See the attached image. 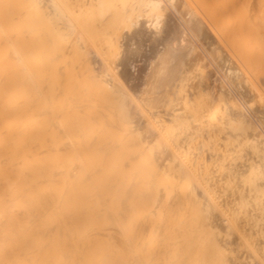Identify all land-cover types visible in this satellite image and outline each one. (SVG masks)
I'll use <instances>...</instances> for the list:
<instances>
[{"label":"bare ground","instance_id":"6f19581e","mask_svg":"<svg viewBox=\"0 0 264 264\" xmlns=\"http://www.w3.org/2000/svg\"><path fill=\"white\" fill-rule=\"evenodd\" d=\"M194 1L183 14L177 0H0V264H264L262 22L223 23L243 0ZM247 1L244 18L264 15ZM202 24L241 66H215L230 86L214 90L208 63L202 79ZM148 32L142 89L127 75ZM184 125L222 138L176 156L181 134L159 128ZM249 131L263 136L223 149Z\"/></svg>","mask_w":264,"mask_h":264},{"label":"rangeland","instance_id":"374dc122","mask_svg":"<svg viewBox=\"0 0 264 264\" xmlns=\"http://www.w3.org/2000/svg\"><path fill=\"white\" fill-rule=\"evenodd\" d=\"M184 1H186V0H184ZM192 1H193V2H192ZM196 1H197V0H196ZM207 1H210V0H207ZM207 1H206V2H207ZM219 1H220V0H219ZM219 1L216 0V2H218V3L220 4ZM249 1H250V0H249ZM251 1H252V0H251ZM251 1H250V2H251ZM254 1L258 3L257 0H254ZM254 1H252V2H254ZM182 2H183L182 0H177L178 8H180L181 4L186 3V4H185L186 7H183V8H184V9L182 8L183 10L181 9L183 14L186 13V12H187L190 8H192V6L195 4V3H194V2H195L194 0H191V2H192V4H193V5L191 4V6H189V5H190V3H189L190 0H189V1L187 0L186 2H183V3H182ZM187 2H188V3H187ZM216 2H215L214 0H213V2H212V0H211L210 2H207V3H209V4L211 3V4H212L211 7L214 8L215 5H216V4H215ZM243 2L246 3V2H248V1H247V0H243V1H241V5H240V3H239V7H240V9L242 10V12H241V10H239V8H238V12H234L235 10H234V11H231L232 13L234 12L235 15L232 14V13L229 11L228 13H231V14H228L229 17H227V16L224 17L225 19H223V20H224L223 23H226V22H225V21H227L226 18L229 19L230 17H231L230 20L233 21V23H234V21H235L236 24H237V22L239 21V18H241V19H248V18H251V16H253V17H255V18H258V19H256V20H258L259 23L262 22V24H257V23H256V22H257L256 20H255L256 22H255L254 20H252V22H251L250 24L253 23L252 25H253V27H254V25H255V23H256L257 26H258V28H259V27L261 28V31L258 30L257 27H256V28L254 27L255 29H254V28H250V30H248L249 28H247V30L249 31V33H246V35H245V33H244V35H245V39L251 36V35H250V36L248 35V37H246L247 34H250V32H251L253 29H254L255 31H258V33H262L261 36H259L260 34H257V32H255V33H254V31L251 32V34L254 33L253 36H254L255 34H257V35H255L254 39H255V38L258 39L257 36H258V37H262V36H264V33H263L264 30L262 29V28H263L262 26H264V15H262V17H261V16H258V15H259L258 12H259L260 10H258L259 8L257 7V10L254 11L255 14H256L257 16L254 15L253 10H251V13H249L248 16H247L246 18H244L245 15L243 16V14L246 13V11L243 10V9H246V7L248 6V3H246V5H245L246 7L243 8V5H244V4H242ZM180 3H181V4H180ZM207 3H206V4H207ZM218 3H217V4H218ZM188 4H189V5H188ZM213 4H214V5H213ZM254 4H255V6H259V5H257L256 3H254ZM183 6H184V5H183ZM194 6H195V5H194ZM208 6H210V5H208ZM217 6H218V5H217ZM217 6H216V7H217ZM259 7H260V6H259ZM242 8H243V9H242ZM260 8H261V7H260ZM206 9L210 10L211 8L206 7ZM233 9H234V8H233ZM233 9H232V10H233ZM255 9H256V8H255ZM261 9H262V8H261ZM179 10H180V9H179ZM261 11L264 12V8H263V10H261ZM204 12H205V14H206V11H204ZM204 12H201V13H202L201 16L203 15ZM239 12H240V13H239ZM243 12H244V13H243ZM263 12H260V13H263ZM236 13H239V14H236ZM242 13H243V14H242ZM241 14H242V15H241ZM170 15H171V18H173V19L170 20V22H173V20L175 21L177 16L175 17V15L173 14V12H171ZM226 15H227V14H226ZM237 15H238V16H237ZM235 17H236V18H235ZM238 17H239V18H238ZM241 19H240V20H241ZM251 19H252V18H251ZM251 19H249V20H251ZM231 21H227V23H229V22H231ZM253 21H254V22H253ZM239 22H240V21H239ZM219 23H222V22H218V24H219ZM223 23H222V24H223ZM234 24H235V23H234ZM220 25H221V24H220ZM220 25H218V26H220ZM227 25L230 26V24H226V26H227ZM252 25H251V26H252ZM222 26H224V24L221 25V27H222ZM228 26H227V27H228ZM231 26H232V25H231ZM231 26L228 27V28L231 29L232 27H234V26H232V27H231ZM235 26H236V25H235ZM248 26H250V25L248 24ZM227 27H226V28H227ZM206 28H207V27L205 26V24H202V30L199 31V34L201 35V37L206 36L207 39H209V42L206 44L207 46H206L205 50H204L203 48H200V49H201V52H200V53H201V55L203 56V58H205L204 62H206V69H207V70L205 69V70H204V73H203V71H202V73H203V75H204V76H202V73H200L201 70L199 69L200 67L196 69L197 71H196L195 69H194V71H193V69L190 67V69H192V70L189 71V76H190V75H191V76L194 75V76L198 77V78H196L197 80H199V79L201 80V77H200L199 75H201V76H202V79H203V77L205 78V74H206V73H209V71H210V73L208 74V76L211 77L212 74L216 76V77L213 76L214 78H213V79H212V78L210 79V81L213 82L212 85L214 84V90H215V87H216V86H217L216 89L219 88V87H218V84H219V86L221 85V84L219 83V82H221V79H223V80L225 81L226 84H229V82L232 81L231 79H230V81H229L228 78H227V80H226L225 78H223L224 76L221 75L222 73L220 74V76L217 77V73H216V71H215V70L218 69V68L215 67V66L221 65L220 67H223L222 65H223V64L225 65V63H224V59H225V57H229V56L227 55V54H228L227 52H229V51H226L227 49H229V47H227V42H223V41H222L223 44L225 43V44L223 45V44L221 43V40H220V42H219V41H218L219 39H217L216 37L213 38L212 35L210 36L211 32H210V30H208V28H207V29H206ZM256 29H257V30H256ZM207 30H208V31H207ZM226 30H227V29H226ZM247 30H245V31H247ZM248 31H247V32H248ZM231 32H232V31H231ZM231 32L228 31V32L226 33V35H227V34H228V35H227V36L225 35V36H226L225 39H226V40L229 39L228 43H229V42L231 43L230 39H231L232 37H233V40H236V39H237L235 35H232V34H234V33L229 34V33H231ZM146 34H148V38L146 39L147 36H146V37H145V36H140V37H142V38L145 37V41H143V40H144V39H143L142 41L140 40L139 43H140V45H143V46H144V47L141 46V49H143V50L145 49V50L147 51V54H146V52L144 53L145 50H144V51L142 50V55H144V56H142V57H143L144 59H145V58L149 59L150 57H148L149 55H148V49H147V46L150 47V44H151V38H152L153 34H152V36H149V35H150L149 32L146 33ZM230 35H231V36H230ZM228 36H230V38H229ZM234 36H235V37H234ZM253 36H252L251 38H253ZM150 37H151V38H150ZM211 37H212V38H211ZM227 37H228V39H227ZM148 39H150V40H148ZM212 39L214 40V42H213ZM249 39H250V38H248L247 40H249ZM254 39H251V40H253V43H254V44H253L252 42H251V43H252V46H254V48H255V42H256V44L258 45V46L256 45V47H257L256 49H258V48H260V49L264 48V37H262L261 40H259V39H260V38H259V39H258L259 41H258V40L255 41ZM231 40H232V39H231ZM240 40H241V39H240ZM242 40H243V39H242ZM251 40H249V41H251ZM149 41H150V42H149ZM211 41H212V42H211ZM215 41H216V43H215ZM254 41H255V42H254ZM260 41H261V42H260ZM143 42H144V43H143ZM217 42H218V44H217ZM257 42H258V43H257ZM205 43H206V42H205ZM219 43H220L221 45H223V47H222ZM262 43H263V44H262ZM208 44H209V45H208ZM260 44H261V45H260ZM210 45H211V46H210ZM218 46H219V47H218ZM224 46H225V47H224ZM261 46H262V47H261ZM207 47H208V49H207ZM226 47H227V48H226ZM215 48H216V49H215ZM149 49H150V48H149ZM202 49H203V50H202ZM211 49H213V50H211ZM225 49H226V50H225ZM207 50L209 51V53H211V52L213 51V53H214V54L212 53L213 56H212L211 54H209L208 52H207V53H208V54H207V53L205 52V51H207ZM223 50H224L225 52H224ZM217 51H218V52H217ZM230 52H231V51H230ZM205 53H206L207 55H206ZM217 53H218V54H217ZM145 55H146V56H145ZM214 55H215L217 58H216ZM223 55H224V56H223ZM226 55H227V56H226ZM207 56H209V57H207ZM210 57H211V58H210ZM213 57H215V58H213ZM222 57H223L224 59H223ZM209 58H210L211 60H210ZM219 58H220V59H219ZM229 58H230V57H229ZM229 58H226V59H225L226 65H227V61H228ZM212 59H214V61H215V59H216V62H214V65L212 64L213 62H211V61H213ZM233 59H234V58H233ZM233 59H232V60H233ZM145 60H146V59H145ZM145 60H143V59L141 58V60H140V62H139V63H140V64H139V68H138V66H137V68L139 69V70H138L139 72L136 70V64H138V62H135V60H133V61H134V63H133L134 65H133V67H132V70H130V71H131V75L129 74V75L131 76V78H130V76L127 75V77H129L128 79L130 80L129 82H131V81H132V82H133V81L135 82V81H136V82H138L137 85L139 84L138 86H140L141 82H143V81L146 80V79L149 80V76H147V77H148V78H147V77H146V74L148 73V75H149V73H150V70H149V69H150V64H151V63H150L148 60H146V61H145ZM143 61H145V62H147V63H145V62L143 63ZM229 61H230V63H232V62L234 63L236 60H235V61L233 60V61L231 62V60L229 59ZM251 61H252V64L250 63ZM251 61H249V63H250L251 65H255V66H251L252 68H254L255 70L258 69V68H260V67H259V63L261 64L260 60H257V61H256V59H255V60H251ZM148 62H149L150 64H149ZM188 62H189V61H188ZM217 62H218V63H217ZM245 62H246V61H245ZM245 62H244V63H245ZM256 62H258V64H257ZM142 63H143V64H146L147 67H146V65H143ZM207 63L210 65V67H209V71H208V68H207V66H209V65H208ZM236 63H238V62L236 61ZM236 63L231 64V66L235 65L234 68H235L236 66H237L236 69L240 68L241 66H240L239 64L236 65ZM247 63H248V61L246 62V64H247ZM254 63H255V64H254ZM201 64H204V63H201ZM216 64H217V65H216ZM246 64H245V65L243 64L244 66L242 65L243 67H242V69H240V70H243V69L246 70V71H244V70H243V71H240V72L243 73V75H242V73H240V74H241V75H240V78H239V79H234V81H235L236 83H237L236 80H238L239 85H242L244 88L247 87V85L249 84V83H244V82H247V81H244V80L248 79V82H250V80H252V76H251V77L249 76V75H252V74H251L252 68H249L250 65L247 64V65L249 66L248 68H249L250 70H249L248 68L246 69V68H245ZM141 65L144 66V67L147 68V69L144 71L145 68H142ZM238 65H239L240 67H239ZM261 65H262V64H261ZM148 66H149V67H148ZM199 66H200V65H199ZM202 66H205V64L202 65ZM202 66H201V67H202ZM188 67H189V65H188ZM246 67H247V66H246ZM148 68H149V69H148ZM210 68H211V69H210ZM216 68H217V69H216ZM134 69H135L136 72H134ZM198 69L200 70V72H199ZM201 69H202V68H201ZM224 69H225V68H224ZM254 69H253V70H254ZM141 70L144 71V73L141 72ZM147 70H148V71H147ZM212 70H213V71H212ZM238 70H239V69H238ZM247 70H248V73H249V74L247 73ZM195 71H196V72H195ZM205 71H208V72H205ZM132 72L135 74V76H137L136 78L139 79L138 81L135 79L134 74H133ZM137 72H138V73H137ZM145 72H146V73H145ZM192 72H193L194 74H193ZM253 72H255V71H253ZM253 72H252V73H253ZM129 73H130V72H129ZM141 73H142V75H143V74L145 75V76L143 75L145 78H144V77H143V78L140 77V76H142ZM214 73H215V74H214ZM244 73H245V74L247 73L248 75H247V74L244 75ZM132 74H133V76H132ZM136 74H137V75H136ZM138 74H139V76H138ZM245 76H246L247 78H246ZM248 76H249V77H248ZM132 77H133L135 80H134ZM140 78H141L143 81H142ZM218 78H221V79H218ZM244 78H246V79H244ZM249 78H251V79L249 80ZM132 79H133V80H132ZM215 79H217V80L215 81ZM243 79H244V80H243ZM140 80H141V82H140ZM147 80H146V81H147ZM218 80H219V81H218ZM146 81H144L143 83H146ZM134 82H133V83H134ZM139 82H140V83H139ZM214 82H215V83H214ZM235 82H234V83H235ZM242 82H243V84H242ZM133 83H132V85H134ZM143 83L141 84V86L144 85V87H143L142 89H144V88H145V85H146V84H143ZM135 84H136V83H135ZM244 84H245V85H244ZM229 86H230V84H229ZM245 89H246V88H245ZM260 89H261V88H260ZM206 90H207V89H206ZM206 90H205V91H206ZM263 90H264V86H262V89L260 90L261 93L258 92L259 94L257 93V95H255V101H258V100L261 99V103H260L261 105L264 104V91H263ZM262 91H263V92H262ZM260 94H261V97H259V98H260V99H259L258 96H260ZM139 100L141 101V99H139ZM258 102H260V101H258ZM231 104H232V103H231ZM258 104H259V103H258ZM229 106H230V105H229ZM144 107H145V106H144ZM143 110H144V109H143ZM146 111H148L147 115L149 114V116H150V114H152V112L149 111V109H147V106L145 107V113H146ZM149 112H151V113H149ZM144 117H147V116L144 114ZM262 123H263V122H262ZM257 124H258V126H259V130H257L256 132L258 133V131H260L259 133L262 132V134H264V132H263V131H264V123H263V124L257 123ZM261 125H262V126H261ZM262 129H263V131H262ZM175 130L178 131V134H177V135L181 134V142H180V145H179L178 148H176V151H174V153H176V156H179V155H183V156L196 155V154H198V153L192 152V150H193V151H196V150H195L196 148L201 149V148H203V147H208L209 140L212 139V138H217L218 141L222 138V136H220V135H218V134L213 135V136L211 137L210 135H208L207 128L204 127V126H201V125H194V126L184 125V126H181L180 128L177 127L176 129H174L173 127H166V128H161V127H160V128H159V134H160L162 137H168L170 134L174 133ZM190 131H191L192 133H194V134H190ZM236 131H237V130H236ZM239 131H240V130H239ZM239 131H238V132H239ZM238 132H236V134H237ZM256 132H255V131H253V132H250V131H249V133H246V134H245V132H244V133L242 132L241 135L237 134L239 137H237V135H236L235 137H229V136H228V138H233V139H232L231 141H230V140H228V141H227V140H226V141H222V143H225L224 145L222 144V147L224 146L223 149H225V145H226V147H229V146H230V147H229L230 150L233 149L232 151H233V153H234V152H236V150H237V148H238V146L234 145V143H237V142L239 143V142H240L242 139H244V138H245L246 141H247L248 138L252 136L251 134H254V138H255V137H256V138H259L258 136H259V135H262V134H257ZM200 133H202L203 136H202ZM249 134H250V135H249ZM247 135H248L249 137H248ZM257 135H258V136H257ZM243 136H244V137H243ZM262 136H263V135H262ZM226 137H227V136H226ZM236 137H237V139H236ZM252 137H253V136H252ZM260 137H261V136H260ZM238 138H239V139H238ZM156 139H157V138H156ZM156 139H154V140H156ZM245 139H244V140H245ZM249 139H250V138H249ZM232 141H233V142H232ZM231 142H232V143H231ZM250 142H251V141H249L248 144H250ZM238 143H237V144H238ZM240 143H242V141H241ZM151 144L155 145V142H153V143H151ZM232 144H233V148H231V147H232ZM243 144L245 145V142L242 143V145H243ZM240 145H241V144H240ZM261 145H262V144H261ZM259 146H260V145H259ZM222 147H221V148H222ZM234 147H235V148H234ZM151 148H152V147H151ZM221 148H219V150H220ZM223 149H222V150H223ZM239 149H240V148H238L237 151H239ZM222 150H221V152L223 153ZM143 152H144L143 155H142L143 157H144V156L149 157V156L152 155L151 151L149 150V144L146 145V146L144 147V151H143ZM135 153H136V150L133 148V150L130 152V156L135 157V156H136ZM175 163H177V161H175ZM222 164H223V162H222ZM212 165H213V164H212ZM212 165L209 167L210 169L212 168L211 170H214V169L217 168V166L214 168V166L212 167Z\"/></svg>","mask_w":264,"mask_h":264}]
</instances>
